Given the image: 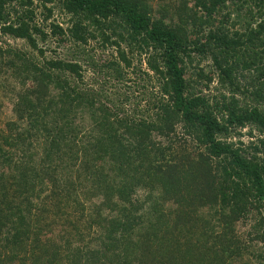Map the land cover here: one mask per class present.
Returning a JSON list of instances; mask_svg holds the SVG:
<instances>
[{"label":"trees","instance_id":"obj_1","mask_svg":"<svg viewBox=\"0 0 264 264\" xmlns=\"http://www.w3.org/2000/svg\"><path fill=\"white\" fill-rule=\"evenodd\" d=\"M54 4L69 15L64 26L49 20ZM45 30L57 44L73 41L76 58L20 57L14 67L21 87L26 78L31 84L17 92L0 131V264H25L27 254L33 264H235L234 222L246 212L254 214L252 238L264 245V0H0V37L36 49L31 34ZM89 39L114 54L94 60ZM141 52L153 102L133 110L137 118L116 119L102 88L66 78L80 80L86 62L118 81L127 55L140 63ZM204 59L212 70L192 65ZM213 78L211 96L203 90ZM175 122L206 152L177 154L167 139L148 138ZM245 123L262 137L242 149L227 138ZM28 130L43 138L38 166H26V149L13 154L29 147ZM64 156L72 166H60ZM166 193L164 201H176L171 209L161 205ZM61 197L69 204L62 219L81 225L76 240L47 228L48 204ZM38 207L44 225L30 217Z\"/></svg>","mask_w":264,"mask_h":264},{"label":"rangeland","instance_id":"obj_2","mask_svg":"<svg viewBox=\"0 0 264 264\" xmlns=\"http://www.w3.org/2000/svg\"><path fill=\"white\" fill-rule=\"evenodd\" d=\"M57 6L58 4L53 5L52 14L49 20L59 22V24L64 26V23L69 17V15L63 14V12L61 11L57 12ZM39 12L40 9H35L34 11V18L37 22H39L38 20H40ZM44 33L45 34L41 35L31 34L34 39L36 49L29 47L24 39H13L9 36L7 37L6 35H2L0 37V50H4L3 53L1 52L2 54L0 53V131H4L5 129L4 122L13 118L11 107L13 101L15 100L17 92L21 90L24 85L28 86L29 84H31L30 78H26L21 87L19 80L21 78V75L23 76V74L20 73L19 75H17L14 71V67L19 66V64H21L19 60L20 57L26 60L38 62H40L39 60L41 57L64 58L68 60L76 58L73 57V46H69L70 43L68 42L71 41L69 38H67L68 42L66 44H57L55 34L51 35L47 30H45ZM71 42L73 43V41ZM98 43V40L89 39L87 41V46H85L86 49L91 51L94 60L98 58V61H100V59L102 61H105V59H108L111 54H114L113 48H102L97 46ZM37 48H41L43 50L42 55L37 54ZM141 53L142 54H140V63L136 61L137 58H135V56L127 55L131 57V65L129 66V68L123 69L124 71H122V76L118 81L116 78H113L108 74L104 75V72L102 70H100V72H98V70L96 71L88 63L81 62L79 58L78 60L79 62H81L80 65H82L83 68V73L80 80L74 79L73 77H71V75H66V78L70 81L71 84L75 83L81 88L91 87L94 91H97L99 88H102V93H105V95H107L109 102H106L102 99L101 100L103 101L104 105L109 108V111L115 114L114 116L116 119H118L119 117H124L125 114L132 115L133 110L138 111L142 106H147L148 109L151 108L150 101L153 102L152 99L150 100L148 93V90L151 87L148 85L146 75L143 76V73L146 72V70L149 73V70L146 68L144 63L145 55L143 54V52ZM98 64L100 63L98 62ZM192 65H195L198 68H202V70L205 71L212 70V67L210 66V61L205 59L200 62L195 60ZM190 66L191 65L187 66L188 72L193 70L189 68ZM215 87L216 80L213 78L212 82L208 84V87L205 88L203 92L208 93L212 96L216 94ZM144 93H146V95ZM126 96L127 99L125 100V98L123 97ZM146 100L149 101L146 102ZM163 100H167V98L163 97ZM148 114L151 116L152 111L149 110ZM132 116L134 118H137V112ZM251 126V124L245 123L242 127H235L234 129H231L230 132H239L240 135L237 136L235 133H231L229 134L227 141L237 145L238 140H240V146L242 149L246 148V146L250 148V146L256 145L258 139L262 137V134L257 132L254 126ZM26 132L28 133L27 135H22L24 136L23 143L29 145V147L24 148V146H17L14 149L13 154H18L21 150L26 149V166H30L31 164L32 166H38L39 163H37V160L42 156L41 154L43 148V138L42 136L35 134L33 130H28ZM148 138L153 142L161 141V145L163 144V141L167 139L168 142L171 143L169 149L172 148L173 152L176 150L177 154L180 151L186 153L191 152L195 155L197 152H206L204 145L196 139L195 135L185 131L184 128H182L181 122H175L172 125L171 132L166 133L164 135H162V133L157 130H153L148 135ZM173 152H166L164 153L165 155H163V157L165 159H168V157L173 156ZM80 158L81 156L79 155L78 160L74 162V165L78 166ZM62 160L64 161L61 163L60 166H64V163L69 166H72L71 163H69V158H67L66 156H64ZM212 160L214 162V159ZM156 161L157 164H159L160 161L164 162L163 159H157ZM60 174L63 175V172ZM57 175H59V172L57 173ZM86 184H84V186H86ZM45 187L46 189L49 188L48 183H45ZM166 199H169V197H167V193L162 195L161 200L163 202H161V205L165 207L169 206V209L173 208V204L176 203L175 199L170 198L169 201H164ZM67 201L68 200L66 198L62 199L61 197L59 199L54 200L53 205L51 204V202H49L48 212L45 213V221L48 222L47 228L51 233V237L53 233H55V237L58 230H66L67 233L73 235V240H76L74 235L76 234L75 232L77 230H80L81 225H76V227L78 228L74 229L71 225L67 224L64 219H62V217L64 218V212L68 209L69 204L66 203ZM32 210L34 211L32 213L30 212V217L34 219V216L36 214L40 222L44 225V222L40 216L41 212L39 210V207L37 209L35 208ZM253 215V212H246L244 216L239 217L234 222L235 240L238 241L237 249L239 250L238 253H236L238 255L235 264H264V245L260 241H257L256 239L252 238V224L254 222ZM194 216H196V218H199L198 215ZM51 221L53 223H51ZM47 236L48 235L46 234H42L40 236V240L42 241V239H45ZM45 245H47V243H40V246L42 248H44ZM27 256L28 258L25 261L26 263H24L33 264V259L31 255L27 254ZM63 264L71 263H68L67 261Z\"/></svg>","mask_w":264,"mask_h":264}]
</instances>
